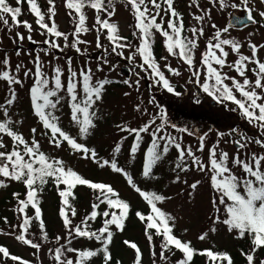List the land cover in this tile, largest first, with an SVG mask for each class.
Wrapping results in <instances>:
<instances>
[{
  "label": "snow or ice",
  "instance_id": "1",
  "mask_svg": "<svg viewBox=\"0 0 264 264\" xmlns=\"http://www.w3.org/2000/svg\"><path fill=\"white\" fill-rule=\"evenodd\" d=\"M212 2L215 3V0ZM259 2L264 4V0H259ZM24 3L28 6V12L34 16L35 25L41 30V34L47 37L42 43L52 49L61 47L57 41L62 38L65 42L64 47H70L76 52H80L79 45L87 43V41L80 39V35L95 29L97 47H104L100 43V37L106 36L111 44L110 51L118 56L123 57V50L126 48L134 49L124 58L133 62L136 57H139L141 63L137 66L151 77L154 85L163 87L168 93L179 96L181 93L174 89L154 56L152 45L155 35L159 34L163 38L168 55L178 57L179 60L183 61L192 76L195 77L196 82H200L202 70L196 67L195 51L198 48V39L205 35V30L202 26H194L187 30L191 33L190 37L184 35L185 25L181 14L174 7V0H125L126 6H129L134 18L132 35L139 41L138 45L128 43L127 37L119 34L118 25L110 22V18L115 14V9L112 7L113 0H63V6L68 10V15L72 17L74 26L71 41L69 34L60 31L56 23V0H47L46 11L42 10L38 0H15V6L10 5L8 0H0V23L8 28L9 32L12 31L13 26L25 28L29 33L27 39L32 43L40 42L34 41L31 36L32 23L19 19L23 14L21 5ZM218 5L221 9L227 7L235 9L243 5L246 15L244 17L233 16L228 26L223 29L217 28L215 24L211 25L212 28L216 29L215 33L207 40L206 49L201 53L199 60L204 75V81L201 84L202 91L220 104H225V102L234 104L236 107L230 110L239 111L245 121L256 128L260 135L253 138L240 133V138L234 141L236 148L234 156H230L225 151H218L220 141L217 140L215 145L209 147V158L205 164L195 154L191 146L183 147L178 142L177 137L164 131L167 120L162 107L147 123L138 128H131L127 125L118 127L121 132L134 135V141L130 148V155L133 158L141 147L142 134L151 136L150 144L145 151L141 172L145 179L156 178L153 175V169L169 153L171 148H174L178 153L174 170L188 171L189 165L186 163V159L190 158L192 166H195L202 173H208L211 189L215 193L211 199V206L215 215L212 218V227L209 231L201 233L198 239L201 241L207 239L209 232L217 231L216 225L223 224L230 234H235L237 239L250 240V251L241 250V255L245 257L246 264H264V259H260L258 262L256 259L257 253L264 250V152L245 154L244 158L241 156V150L247 149L249 143H255L264 150V61H261L258 55L259 51L264 49V44L257 45L249 41L248 47L251 54L245 55L241 52L239 42L223 36L230 27H235L238 24L259 23L253 16L254 9L250 0H239V3L232 4H228L226 0H218ZM191 6L199 8L198 0H192ZM86 8L94 9L97 13L95 23L91 28L86 23ZM100 13H106L108 18H102ZM258 15L264 19V11H259ZM193 18L197 24L202 25L210 18V12L201 9V14H194ZM10 38L13 39L14 43L23 42L25 39L19 31L16 32L15 37ZM226 46L229 50H226ZM40 51L45 55L49 54L48 48H43ZM107 52L108 49H105V53ZM230 53L237 56V59L232 63L227 60ZM20 54L21 50L17 48L16 55L19 56ZM161 59L167 60L168 56ZM32 63L34 69L25 70L23 77L24 79H33V85L30 88L31 107L34 116L45 130L43 135L47 137L48 143L55 148H61L66 143L74 154H81L83 159H90L101 168L109 167L113 172L121 174L126 179L128 185L149 206L148 214L138 211L136 216L144 224L145 236L153 249L155 239L160 238L159 261L168 264V254L179 251L182 256L176 260L175 264H192L196 254L207 257L208 264H234L228 252H216L212 249L199 251L192 246L191 241H183L174 234L176 217L158 206L171 197L154 191L142 190L134 181L133 176L118 165L115 155L121 151V143L127 137H122L121 143L116 144L112 159H102L98 157L95 149L78 142L59 124V117L54 114V111L63 99L58 95L63 89L68 96L71 121L78 128L79 136L87 138L96 126L94 121L97 118V113L93 110L94 105L102 100L105 87L112 83L111 80L107 78L94 79L91 68L82 67L77 70L72 66V59L68 58L66 86L62 83L65 70L61 67L53 68L51 86H49L50 80L43 70L44 66L39 53L35 54ZM102 63L107 64V59H103ZM0 65L4 66L5 69L10 67V58L7 54L0 57ZM23 67L22 64H17L15 72L19 73ZM164 67L173 75H180L179 69L168 64H165ZM225 67L234 71L237 76H229L227 72L223 71ZM96 71H103L100 64L97 65ZM131 71L139 77V73H135L134 68ZM249 72L252 73L251 78L248 75ZM0 81L7 83L9 93V98L0 103V111H2V116H0V177L3 178L0 179V187H7L5 181L12 180L23 183L26 188L24 199H20L19 193H13V197L18 203L15 211L22 214V220L17 225L11 226L14 230H18V234L16 232L8 234L14 235L17 241L34 249V255L41 250V243L30 238V229L33 222H36L41 233L40 239H48L42 220L39 194L43 187L51 181L56 185L58 195L61 198L59 215L66 230V238L58 236L56 241L59 243L62 239L67 240L66 244L59 243L58 247L49 249L50 258L54 264H91L92 258L97 256L102 257V264H111L113 260L110 252V244L113 240L112 229L114 227L119 232L124 230L125 221L129 215V203L120 198L119 193L111 185L84 178L72 168L66 167L63 160L47 156L41 151V145L35 135L29 142L20 132L14 130L13 125L20 124L22 121H13L9 107L5 105L12 106L17 100V92L13 86H22L23 79L10 74L8 70H0ZM226 81L230 83H226ZM122 83L129 87L133 86L130 79H124ZM139 84L138 78L135 81L137 89ZM124 95L127 96L129 93ZM152 102L150 101V103ZM136 110L142 111L139 104L136 105ZM143 111L146 112V109ZM157 117L161 120L159 124H156ZM172 127L175 128L176 126L173 125ZM180 131L185 132L188 129L181 128ZM232 131L234 133L239 132V129L235 128ZM31 132L35 134L37 129L32 128ZM222 135L223 133H218V136ZM5 136L11 140L10 150L9 145L4 142L3 137ZM206 136L207 133L199 136L197 152L204 151ZM230 164L241 170L239 175L234 172ZM179 181L180 176L177 175L174 183ZM200 183L197 180L189 185L192 192L197 190ZM61 185L64 187L61 188ZM77 186H86L92 189L96 195L90 213L85 215L79 224H74L72 217L77 215V210L73 206L76 199L74 189ZM191 194L190 192L189 195ZM102 205H106V207L100 211ZM29 207L34 210L32 216L26 213V209ZM98 217L103 218L102 226L96 230H91L89 221L95 222ZM4 222L8 223L7 218H4ZM76 237L95 240L99 242L100 247L95 250H81L68 246L71 244V240ZM124 243L135 250L134 264H142L141 249L135 243L127 240ZM66 253H74V258H69ZM0 254L3 258L11 259L18 264H31L22 257L11 254L8 248L4 246H0ZM152 256V264H157L155 250L152 251ZM116 264H120V261H116Z\"/></svg>",
  "mask_w": 264,
  "mask_h": 264
},
{
  "label": "rangeland",
  "instance_id": "2",
  "mask_svg": "<svg viewBox=\"0 0 264 264\" xmlns=\"http://www.w3.org/2000/svg\"><path fill=\"white\" fill-rule=\"evenodd\" d=\"M8 1L10 5L15 6V0ZM38 2L42 10L46 11L47 0H38ZM226 2L228 4L239 3V0H226ZM198 3L200 5L199 8L191 6L192 0H174V7L183 18L186 27L185 34L190 37L191 33L190 31H187L188 29H191L194 26H202L205 30V34L208 32L210 34L204 37L205 41L212 37L215 33L216 29L212 28V24H215L219 29H223L228 26V18L231 14H239L242 12L241 9H233L231 7L221 9L218 5V0H215V3H213L212 0H198ZM250 4L254 9L253 16L257 21H259V23L234 32L229 31L223 34L224 38L234 39L239 42L241 47H245V42L251 41L252 43L259 45V43L264 40V19H261L258 15L259 11H264V4H261L259 0H250ZM241 6L244 8L243 5ZM21 7L23 9V14L19 17V19L22 21L27 20L32 23L33 31L31 32V36L34 41L40 43L30 42L27 39L29 33L25 28H17L13 26L12 31L9 32L8 28L0 23V57L7 54L10 58V67L5 69L4 66L0 65V70H8L10 74L23 79L22 86H13L17 92V100L12 106L5 105L6 107H9V113L13 121H22L20 124L13 125L14 130L20 132L29 142H31L33 135H35V138L41 145V151H43L47 156L63 160L66 167L72 168L87 179L111 185L119 192L122 198H125L130 203L132 207H138L141 210L149 212V206L147 203L128 185L126 179L121 174L113 172L109 167L101 168L94 161L90 159H83L81 154H74L66 143L61 148H55L53 145L49 144L47 137L43 135L45 130L33 114L30 98V88L33 85V79H24L23 72L27 69H34L32 61L35 54L39 53L41 57V61L44 66L43 70L48 75L50 80L49 86H51V77L53 75L52 70L55 67H61L65 70V74L62 76V83L66 86L68 58L72 59V66L77 70L82 67L91 68L94 79L107 78L112 81V83L106 85L102 100L96 102L94 105L93 110L97 113V118L94 121L96 126L91 130V134L87 138L79 136L78 128L71 121V110L68 103V96L66 91L62 89L58 95L63 97V99L54 111V114L59 117V124L62 128L74 136L78 142L85 144L89 148L95 149L99 158L109 160L113 158V150L116 144L121 143L122 137H127V139H124L121 143V151L115 155L118 165L133 176L134 181L142 190L149 192L154 191L165 195L166 197H171V199L158 204V206L176 217L174 227L176 235H178L180 239L191 241V244H195L197 246L210 247L220 252H223L218 249L220 247L233 250V247H235L236 243L239 242L240 239H237L234 233L230 234L227 231L226 226L223 224L216 225L215 227L217 231L214 233L209 232L207 239L203 241L198 239V236L201 233L209 231L210 227H212V218L215 215L211 206V199L215 193L210 186L209 174L202 173L198 171L195 166H192L190 158L186 159V163L189 165L188 171L180 172L179 170H174L177 163L178 153L174 148H171L169 153L154 167L153 175L156 178L145 179L141 175V172L143 169L145 151L150 144L151 136L148 134H142L143 140L141 141V147L138 149L135 158H133L130 155V148L134 141V135H129L127 132H121L118 126L123 127L127 125L131 128H138L147 123L152 116L159 112L160 107H162L166 113L167 120L164 131L169 135L177 137L178 142H180L183 147L187 148L191 146L195 154L199 156L205 164H207L209 158L208 149L209 147L215 145L217 140L220 141L218 151L228 152L230 156H234L236 154L234 142H230L231 135L228 131H225L222 137L218 136V133H221L223 128L226 130L229 127L234 129H240L241 127L244 130V133L247 132L248 134L255 135L256 137L260 135L259 131L249 125L243 117L238 119V117H240V113L239 111L230 110L236 107L231 102H225V107L224 104L220 105V103L214 100L216 106H212L211 101L213 99L202 91L201 84L204 81L203 71L200 77V82L197 83L195 77L192 76L183 61L179 60L178 57L168 55L163 43V38L160 37L159 34L155 35L154 41H158L159 46H161V58L168 56V59L164 60L160 58L158 64L161 66V70L165 73L166 78L169 79L175 90L176 83H178L180 88L185 90L180 91L182 95H194L196 93V98L192 101V103L185 102L184 98L181 100L176 99V95L173 96L163 87L154 85L151 77L147 73V75L144 76L145 72L141 71V69L137 66L141 63V59L139 57H136L133 62H129L124 58L129 55L130 51H134V49L126 48L123 50L124 56H118L110 51L111 44L107 40L106 36L100 37V43L104 47H97V32L95 29L80 35V39L87 41V43L79 45L81 49L80 52H76L70 47H64L65 42L62 38H59L57 41L61 46L59 49L50 48L48 45L42 43L47 37L41 34V30H39L35 25L34 16L28 12V6L26 7L23 4ZM56 7L57 14L55 16V20L58 24L59 30L69 34L71 41V33L74 30L72 17L68 15V10L63 6V0H56ZM112 7L115 9V14L110 18V22L118 25L119 34L127 37L128 43L138 45L139 41L132 35L134 30L132 28L134 18L129 6H126L125 0H113ZM201 9L210 12V18L202 25L197 24L193 18L194 14H201ZM85 14L87 16L86 23L91 28V26L95 23V16L97 15L96 10L86 8ZM100 15L102 18H108L106 13H100ZM165 19H167V17H165ZM17 31L24 35L25 39L23 42L14 43L13 39L10 38L15 37ZM250 33L252 35H249ZM247 35L248 37L245 39ZM128 38H130V40H128ZM244 39L245 42L243 45ZM262 43L264 44V42ZM17 48L21 50V54L19 56L16 55ZM43 48H48V55H45L40 51ZM105 49H108L107 53H105ZM198 50L199 49L197 48L195 51L196 61V52ZM226 50H229L227 46ZM105 58L108 61L107 64L102 63V60ZM260 58L264 61V55H261ZM228 59H230L229 63H232L236 60V56H234L233 53H230L227 57V60ZM117 60H120V63ZM17 64H22L24 66L19 73L15 72ZM98 64L102 66L103 71H96ZM121 64H124V66L128 65L130 70L134 68L135 73H139V77H137L132 71L128 77L120 74L119 70ZM165 64L179 69L180 75L176 76L171 72L169 73L168 69L164 67ZM113 66L115 67L113 68ZM249 67H252V65H249ZM223 71L230 72L232 76H237L234 71L227 67H225ZM248 75L250 78L252 77L251 72H249ZM138 78L140 80V84L137 89L135 81ZM124 79H130L133 86L129 87L128 85L123 84L122 81ZM209 83L212 82L209 81ZM226 83L230 82L226 81ZM193 84L194 88L192 90L191 87ZM177 88L179 87L177 86ZM78 91L80 90L78 89ZM125 93H129V95L125 96ZM80 94L82 95V92ZM7 98H9L8 85L6 82L0 81V103L4 102ZM150 101L153 102L150 103ZM137 104L140 105L142 111L136 110ZM143 109H146V112L143 111ZM0 116H2V111H0ZM159 123H161V120L157 117L156 124ZM173 125L176 127L173 128ZM209 126H212V130L208 129ZM32 128L37 129L35 134L31 132ZM181 128H187L188 131L182 132L180 131ZM204 133H207L206 147L203 152H197L196 149L199 145V136ZM238 136V138H240V135ZM3 139L10 147V138L5 136ZM252 152L262 153L264 150H262L255 143H249L247 149L241 150V156L244 158L245 154L250 155ZM230 167H233V170L237 175L240 174V169L231 164ZM177 175L180 176V181L174 183ZM0 179L3 178L0 177ZM197 180L201 183L199 184L197 190L192 192L189 185ZM185 181H187V183H185ZM5 182L7 187H0V199L9 194L11 191L21 188L20 184L16 181L6 180ZM190 192L192 193L191 195H189ZM76 193H78L82 199L85 200L79 203H74L73 205L77 210V215L72 217V219L73 221L77 220L80 222L83 217V212H89V203L87 204L86 202H88L89 199H95V194L88 196L83 186L78 187L76 189ZM42 196L43 201H45V212L54 216L55 212L58 214L53 204L57 199L55 193L53 191H46ZM58 203H61L60 199ZM13 204L14 201H11L0 206V213L4 212L9 214L13 212ZM15 209L14 216L16 220L18 213ZM134 214L135 215L132 214L127 218V222L129 221L128 224L131 225L130 228L119 232L113 227V240L111 248L114 252H111L112 256L119 257L122 264H134V249L129 251L125 249L123 245H120V240L124 239L130 240L141 249L142 264H152L153 250L157 253V264H163V262L159 261L158 258L161 240L157 238V241H154L153 249V246L149 245L145 236L144 224L139 221L136 213ZM12 225H6L5 230L0 232V245L7 247L10 253L22 257L24 260L31 262V264H54L53 260L50 258L49 249L58 247L59 243H67L66 239H62L59 243L57 241L46 242L41 240L35 232L30 233V238H32L35 242L41 243V250L34 255V249L17 241L14 238V235L8 234L10 232H16L18 234V230H14L11 227ZM57 236L66 238V230L63 225L59 228ZM99 245V242L95 240L76 237L71 240V244L68 246L73 248L77 246L82 249L95 250ZM66 255L69 258H74L75 254L66 253ZM168 256V264H175L176 260L181 257L179 252H175L174 254L169 253ZM172 257L174 259H172ZM235 260L234 264H246L243 263V260L236 259V257ZM258 261L259 259H257V262ZM0 264H18V262H14L11 259H5L2 257V254H0ZM91 264H98V261L92 258ZM201 264H207V261L204 259Z\"/></svg>",
  "mask_w": 264,
  "mask_h": 264
},
{
  "label": "trees",
  "instance_id": "3",
  "mask_svg": "<svg viewBox=\"0 0 264 264\" xmlns=\"http://www.w3.org/2000/svg\"><path fill=\"white\" fill-rule=\"evenodd\" d=\"M9 2V1H8ZM39 3V2H38ZM128 40H130V38H128ZM160 50H161V46H159V44L158 45H155L154 47H153V51H154V56H155V58H156V60H157V62L159 61V59L161 58V55H160ZM171 94V93H170ZM173 96H174V94H172ZM192 105V104H191ZM193 106V105H192ZM169 107V106H168ZM177 111V110H176ZM10 148H11V146L9 147V150H10ZM81 175V174H80ZM84 177V176H83ZM85 178V177H84ZM89 180H91V179H89ZM91 181H93V180H91ZM93 182H96V181H93ZM19 184H20V187L21 188H18V189H15V190H13V191H11L9 194H7V195H5L4 197H2L1 199H0V206H2V205H4L5 203H7V202H11V201H14V204L12 205V208H13V212H11V213H9V214H7V213H4V212H1L0 213V232H3L4 230H5V226L6 225H12V224H15V225H17L21 220H22V214H20V213H18V217H17V219L15 220V216H14V209H15V206H16V208L18 207V203H17V200L13 197V193H19L20 194V199H24L25 198V193H26V188H25V186H24V184L23 183H21V182H18ZM61 188H63L64 186L63 185H61L60 186ZM78 187H82V186H77L75 189H74V195H75V197H76V199H75V201L73 202V205H74V203H79V202H82V201H85V200H83L82 199V197L78 194V193H76V189L78 188ZM84 187V189H85V191H86V194L88 195V196H90L91 194L92 195H96V193L92 190V189H90V188H88V187H86V186H83ZM46 191H53L54 193H55V196L57 197V199L54 201V206H55V210L58 212V214L55 212V216L54 215H49V214H47L45 211H46V208H45V204H44V202L45 201H43V194L46 192ZM120 195V194H119ZM39 198H40V207H41V212H42V220H43V222H44V224H45V228H46V232H47V236H48V239L47 240H44V241H46V242H55L56 241V237H58L57 235H58V231H59V228L60 227H62V225H63V221H62V218L60 217V215H59V210H60V207H61V203L59 204L58 203V201H59V199L61 200V198L59 197V195H58V192H57V187H56V185L53 183V182H51V181H49V183H47L44 187H43V190H42V192H40V194H39ZM120 198H122L121 197V195H120ZM123 200H125L126 202H128L125 198H122ZM93 202H95V199H93V200H91V199H89V201L88 202H86L87 204L89 203V212H83V217L85 216V215H87L88 213H90V211H91V205H92V203ZM129 203V202H128ZM129 205H130V203H129ZM106 207V205H102L101 206V209H100V211H102L104 208ZM3 209V208H2ZM3 211H4V209H3ZM141 212V213H144V214H148V211H145V210H141L140 208H138V207H132L131 205H130V209H129V215H128V217H130L132 214L133 215H135L134 213H136V212ZM147 212V213H146ZM26 213H27V215H29V216H32L33 214H34V210L33 209H31L30 207L28 208V209H26ZM83 217H82V219H83ZM4 218H7V221H8V223H5L4 222ZM81 219V220H82ZM102 217H98V219L95 221V222H91V221H89V224H90V226H91V230H96V229H98L99 227H101L102 226ZM140 221V220H139ZM73 223L74 224H79L80 222H78L77 220H74L73 221ZM129 223V221L127 222V219H126V221H125V227H124V230L123 231H125L126 229H128V228H130L131 227V225L130 224H128ZM5 224V225H4ZM57 228H58V230H57ZM174 231V230H173ZM36 233V235H38V237L40 238V235H41V233H40V231H39V228H38V224L36 223V222H33V225H32V227H31V229H30V233ZM38 233V234H37ZM174 234L176 235V231H174ZM177 237H179L178 235H176ZM80 238V237H79ZM158 239H160V238H158ZM181 240H183V241H185V239H181ZM124 239H121L120 240V245H123L124 246V248L125 249H127V250H131L132 248L129 246V245H126L125 243H124ZM127 241H129V242H131L130 240H127ZM155 241H157V238L155 239ZM186 241H188V240H186ZM131 243H133V242H131ZM192 243V242H191ZM0 246H3V245H0ZM192 246L195 248V249H197V250H199V251H202V250H204V249H208V248H206V247H202V246H197V245H195V244H192ZM100 247V245L98 246V248ZM74 248H76V249H81V250H83L82 248H78L77 246H75ZM219 250H221V251H223V252H228L229 254H230V256L232 257V259H233V262L234 261H236L235 260V257H236V259H240V260H243V263H246V259H245V257L244 256H242L241 255V250H243V251H245V252H248V251H250L249 249H250V240L249 239H240V241L239 242H237L236 243V245H235V247H233V250H231V249H226V248H218ZM212 250L213 251H216V252H220V251H217V250H214L213 248H212ZM135 251V250H134ZM10 252V251H9ZM110 252H114V250L111 248V244H110ZM176 252H179V251H176ZM180 253V252H179ZM112 255V254H111ZM180 256H182V254L180 253ZM242 256V257H241ZM113 257V256H112ZM203 257H205V256H202V255H199V254H196L194 257H193V261H192V264H201V263H203V261H204V259H203ZM96 258H98V259H96ZM181 258V257H180ZM179 258V259H180ZM206 259H207V257H205ZM256 258L257 259H264V250H260L258 253H257V255H256ZM94 260H96V261H98V264H102V257L101 256H97V257H95V258H93ZM172 259H174L173 257H172ZM116 261H120V264H122V261H121V259L119 258V257H113V260L111 261L112 263L111 264H116ZM207 264H208V261H207Z\"/></svg>",
  "mask_w": 264,
  "mask_h": 264
},
{
  "label": "flooded vegetation",
  "instance_id": "4",
  "mask_svg": "<svg viewBox=\"0 0 264 264\" xmlns=\"http://www.w3.org/2000/svg\"><path fill=\"white\" fill-rule=\"evenodd\" d=\"M241 11L242 12H240L238 15H240V16H242V14L244 13V11H245V9L243 8V9H241ZM251 25H253V24H250V25H245V26H242V27H240V28H232V27H230L229 28V31H236V30H239V29H243V28H247V27H250ZM185 29H186V27H185ZM186 31V30H185ZM228 31V32H229ZM184 35H186L185 34V32H184ZM206 35H210L209 34V32L207 33V34H205L204 36H202V37H199V39H198V43H199V45H198V51L196 52V57H197V67L198 68H201V70L203 71V69H202V65H200L199 64V60H200V56H201V53L203 52V51H205V49H206V43H207V40L205 41L204 40V37L206 36ZM187 36V35H186ZM248 37V35L245 37V39ZM211 38V37H210ZM209 38V39H210ZM245 39H244V41H243V45H244V42H245ZM155 43H158V41H154ZM262 42H264V40L262 41ZM262 42H260L259 43V45H261V44H263ZM248 43L249 42H245V47L244 46H242L241 47V52L243 53V54H245V55H250L251 54V50H250V48L248 47ZM249 50V51H248ZM234 54V53H233ZM258 55H259V59L261 60V58H260V56L262 55H264V49H261L260 51H259V53H258ZM234 56H236L235 54H234ZM236 59H237V56H236ZM229 60L230 59H228V62H229ZM262 61V60H261ZM120 63V62H119ZM123 64H121V66H122ZM227 74L229 75V76H232L231 75V73L230 72H227ZM190 83H192V82H190ZM179 87V88H176V91L177 92H180V91H185V90H182L181 88H180V86H179V84L178 83H176V87ZM193 88L194 87H191V89L193 90ZM238 95V94H237ZM184 98V101L185 102H187V103H192V101L193 100H195V98H196V96H195V94L194 95H191V94H187V95H182V93H181V95H179V96H176V99H179V100H181V99H183ZM213 106V105H212ZM224 106L226 107V104H224ZM242 118V116H240V117H238V119H241ZM234 128H232V127H229L228 129H226V130H224V128L222 129V132L221 133H223L224 134V132L226 131H228V133L231 135V137H230V142H234L236 139H238V135H240V133H244V130L240 127V129H239V132H235V133H237V134H235L232 130H233ZM246 136H249V137H253V138H255L256 136L255 135H250V134H248L247 132H245L244 133ZM201 135V134H200ZM220 137H222V136H220Z\"/></svg>",
  "mask_w": 264,
  "mask_h": 264
},
{
  "label": "water",
  "instance_id": "5",
  "mask_svg": "<svg viewBox=\"0 0 264 264\" xmlns=\"http://www.w3.org/2000/svg\"><path fill=\"white\" fill-rule=\"evenodd\" d=\"M246 15V13L244 14V16ZM233 16H237L235 13L232 14V17L229 19V21L232 20ZM243 16V17H244ZM240 17V16H238ZM229 24V22H228ZM248 24V23H247ZM242 25L244 24H238L236 25L235 27H241ZM120 73L124 74L125 76H130V69L127 67V66H123L121 69H120Z\"/></svg>",
  "mask_w": 264,
  "mask_h": 264
}]
</instances>
